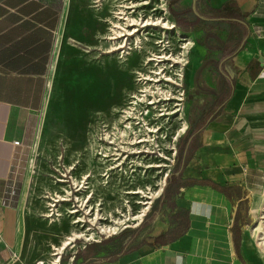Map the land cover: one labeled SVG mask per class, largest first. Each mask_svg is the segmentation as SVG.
Masks as SVG:
<instances>
[{
	"label": "crops",
	"instance_id": "crops-1",
	"mask_svg": "<svg viewBox=\"0 0 264 264\" xmlns=\"http://www.w3.org/2000/svg\"><path fill=\"white\" fill-rule=\"evenodd\" d=\"M72 4L76 11L88 14L84 0H0V264L13 259L24 213L23 192L14 177L17 156L35 136L48 103L51 68L62 45V13ZM181 7L183 20L213 26L217 35L227 39L224 46L212 50L214 60L202 68L204 93L197 100L205 103L185 146L195 145L183 177L231 187L232 199L210 186L181 189L174 212L162 209L152 217L142 247L114 262H99L98 257L77 263L74 256L71 263H258L246 252L244 229L238 257L232 227L237 214L243 215V207L256 196L264 176V0H183ZM89 20L81 21V26L91 27ZM182 33L194 42L192 52L195 41ZM69 36L92 48L87 33ZM207 52L206 47L196 49L193 67L200 66V55ZM183 210L189 212L187 232L156 245L160 236L179 226L173 216Z\"/></svg>",
	"mask_w": 264,
	"mask_h": 264
},
{
	"label": "rangeland",
	"instance_id": "rangeland-1",
	"mask_svg": "<svg viewBox=\"0 0 264 264\" xmlns=\"http://www.w3.org/2000/svg\"><path fill=\"white\" fill-rule=\"evenodd\" d=\"M94 1L84 0L88 3V14L76 11V5L74 4L71 7L67 6L62 13V45L51 68L52 85L49 90L48 103L41 113L35 136L22 147L16 160L15 184L23 192L24 213L20 224L18 244L14 248L13 259L7 264H36L38 261L44 262V264H52L50 253L53 246L60 242L57 237L58 234L63 237L64 233H70V230L74 228L78 231H85L86 236L93 232L94 238L97 239L100 236L99 232H102L101 226L110 224L109 222H95L94 219L97 214L99 213L97 218L103 217L109 221L118 216L116 209H120L122 199H124L121 192L122 185L116 186L115 179L110 180L109 185H104L103 179L97 177V174L102 173V170L95 172L99 181L95 182L94 208H97V204H101L99 208L103 210L97 214L95 210L93 211L94 215L90 218L92 220L94 217V221H91L92 224H95L94 227L88 223L86 227L73 224L75 218L67 215L66 208L70 206L66 204L61 207L60 212H62L63 217H61L60 223L56 225L47 224L40 214L48 213L46 208H48L49 200L46 197L58 196L62 192L59 186L54 184L52 172L58 176L60 173L69 175L70 167L78 162L77 170L72 172L74 177L79 179L80 176L90 173L92 166H94L91 165L92 159L96 157L95 152L92 155L94 148L92 145L91 150L90 142H93L94 135L100 134L103 126L102 121H113L117 117V112L127 106L126 110L132 111L128 109L132 96H135L141 87L146 86L143 82L138 81L139 76L156 77L154 71H157L159 67H163L165 74L180 83L181 87L178 88L171 82H166L165 78L161 76L159 77L160 82L156 84L148 82V85L154 88L156 86L163 88L165 91L164 96L156 93L155 98L154 96L144 98L142 94L137 93V97L143 98V104H140L141 101L139 102L137 98L133 99V102L138 103V105L136 107L131 105L130 107L132 109L136 108V112L149 110L150 115L156 114L159 125L162 126L161 133L167 135L164 141L162 139L160 141L165 142V144H169L170 141L171 145H174L177 149L179 158L178 156L176 158L174 173L179 165L181 153L195 130V120L198 112L205 103L202 98L197 100L204 93V86L201 84L204 63L213 61L212 50L224 46L223 43L227 42V39H224L225 37L219 36L217 31H213L216 30L213 26L184 20L183 28L177 27L176 19L180 16L183 8L181 7L183 0H108L103 7H100V3H94ZM118 5L136 6L135 9L128 12V15L133 19H141L145 22L148 19L157 18L166 19L165 21H167L170 17L175 26L190 36L196 43L195 50L188 53V62L192 61L197 48H207L208 52L200 55V66L193 67L192 62L186 64L182 71L183 76L179 77L177 74L180 72V65H176L171 61H166L159 66L154 65L153 62L148 66L144 65L146 58H150L151 55H162L164 46H166L164 53L168 55L176 54L180 50V43L175 35L172 33L169 38L168 33L165 37L162 27L148 26L141 28L133 26L128 30L132 32L137 29L139 33L137 32L134 36H128L124 40L116 42L108 40L107 38H111L113 32H110L111 24H108L107 21L111 19L117 22V19L114 20L112 10L118 12ZM82 6L86 8L85 4ZM86 18L91 19L89 20V26H91L89 28L81 26V21L86 20ZM192 28L193 30H189ZM74 32L82 36L87 33L91 37L89 45L92 48L88 49L85 45L78 44L70 38L69 34ZM141 32H145L147 36H142ZM137 35L138 37L142 36L139 37L141 40L140 45L137 44L139 41ZM145 38L149 40H145ZM161 40L164 41L163 44H156ZM121 45L124 46L123 50L109 54V51ZM138 45L141 46V50L140 48L136 49L139 47ZM129 48L133 50H129ZM129 52L131 54L127 55ZM121 56L129 60L121 64L123 61L120 58ZM167 97L169 100H164ZM178 97L182 98L181 102L175 100ZM147 100L156 105L147 107ZM176 103H180L181 106H175ZM177 109H181L188 124L186 133L180 137H178L179 121L176 120L178 116L173 115ZM162 112L165 113V116L160 115L159 118L158 114H163ZM121 122H123V118H121ZM94 161H96V158ZM96 166L99 167L100 165L96 164ZM263 188L264 176L262 182L258 185L256 196L261 195ZM254 200L255 197H252L250 202L242 209L245 232L256 221L253 213ZM132 214L131 212L129 215ZM146 221L147 225L140 231L133 244L149 235L151 231L149 224L152 221L151 212L146 217ZM92 227L93 230L90 229ZM138 229L120 231L118 235L111 237L119 239L102 246H94L89 252L86 250L97 244H87V247L84 248L85 237L75 239V247L68 248L61 255L62 258L58 264H75L71 263V258L74 256L77 263L85 262L89 258H101L108 252L114 251L118 246L130 242L133 232ZM256 259L257 264L262 263L260 259Z\"/></svg>",
	"mask_w": 264,
	"mask_h": 264
},
{
	"label": "built area",
	"instance_id": "built-area-1",
	"mask_svg": "<svg viewBox=\"0 0 264 264\" xmlns=\"http://www.w3.org/2000/svg\"><path fill=\"white\" fill-rule=\"evenodd\" d=\"M132 99L137 98L132 96ZM140 104H143V101ZM146 104L147 107L155 105L150 101ZM129 105L136 107L138 103L132 100ZM130 106L128 109L132 111L124 110L122 125L110 129L102 123L101 132L94 146L95 158L99 159L100 166L103 168L98 177L103 179L104 185H109V181L113 179L116 180V186L122 185L121 192L124 199L120 209H116L118 216L114 220L97 218L96 215L95 219L93 217L91 220L94 210L96 214L103 210L99 208L101 204H97V208H94L95 182L99 180L97 178L92 180L91 173L80 176L79 179L74 177L72 172L76 170L78 162L70 167L69 175L60 173L58 176L52 172L54 184L58 185L62 192L58 196L46 197L49 200L48 208H46L48 213L42 214V218L49 225L60 223L63 217L60 211L64 204L71 207L66 208V213L69 217L75 218L73 224H79L82 227H86L87 223L94 227L95 224L91 222L94 220L100 223L109 222V225H115L118 220L121 221L118 225L119 230L115 233L104 234L100 231V236L95 239L94 235H91L94 234L92 232L86 239L84 238V248L87 244L99 243L113 235H118L120 231L141 227L156 201L163 196L175 167L177 149L171 145L170 141L169 144L160 141V139L164 141L167 135L161 133L162 126L159 125L156 114L150 115L149 110L136 112L137 109H132ZM164 114H158L159 118L160 115L165 116ZM131 212L133 214L129 215ZM93 227L90 229L93 230ZM40 263L44 262L36 264Z\"/></svg>",
	"mask_w": 264,
	"mask_h": 264
},
{
	"label": "bare ground",
	"instance_id": "bare-ground-1",
	"mask_svg": "<svg viewBox=\"0 0 264 264\" xmlns=\"http://www.w3.org/2000/svg\"><path fill=\"white\" fill-rule=\"evenodd\" d=\"M106 1L108 2V0H95L94 3H100L99 6L103 7V5ZM118 7H119L118 8L119 10H117L118 12H114L112 10V14L114 15V18H117V20H116L117 22H114L110 19V21H111L110 32H113V34L111 35V38H109V39L116 42V41H119L122 39L124 40L128 36H134V34H136L139 30L135 29V30H133V32H131V30H128L130 27L133 28V26L141 27V28H145L148 26L162 27V29L164 30L163 34L165 37L168 33H169V38H170V34L173 33L175 35V38L180 43V50L176 54L172 53V54L168 55L167 53H164L166 50V46H164V48L162 49V52H163L162 55H160V56H158L156 54L151 55L150 58L149 57L146 58V61H144L145 62L144 65L148 66L150 63L153 62L154 65L159 66L160 64H163L166 61H171L176 65H180V72L177 74V76L182 77L183 76L182 75L183 68L186 67V64L189 63L188 62V53L193 49L194 42L190 38L185 36L182 33V31L175 26L174 22H172L170 20V17H169V20H167V21H165L166 19L164 20V19L157 18V19H152V20L148 19L145 22L144 20H141V19L140 20L133 19V18H131V16L128 15V12L132 9H135L136 6L118 5ZM139 8H140V6H139ZM119 22H123V23H119ZM138 35H137V37H138ZM142 36H147V35H145V32H143ZM142 36H139V37H142ZM139 37H138L139 41L137 42V44L140 45L141 40ZM145 40H149V39L145 38ZM163 43H164V41L161 40V41L157 42L156 44H163ZM161 46H163V45H161ZM138 48H140V50H141V46L137 47L136 49H138ZM123 49H124V46H122V45L119 47L117 46V48H114L113 50L109 51L110 52L109 54H111L112 52L123 50ZM129 50H133V49L129 48ZM129 54H131V53L130 52L127 53V55H129ZM120 58H122V56ZM122 59H123V61L121 64H123L124 62H127L129 60L128 58H122ZM154 73H156L155 74L156 77L149 76V75H140L139 76L138 81L143 82V84H145L146 86L141 87L136 92V94L137 93L142 94V97H144V98L146 96H154V98H155L156 93L161 94V95L163 93L165 94V91L163 90V88H160L158 86H156L154 88V87H151L148 85V82H154V84L160 82L161 79H159V77H161V76L163 78H165L166 82H171L172 84H174V86H176L178 88L181 87L180 83H178L177 81H175L172 78H169L167 76V74H165V70L163 69V67H159V69L157 71H154ZM136 94L134 97L138 98L140 101H143V98L140 99V97L139 96L137 97ZM164 94H163V96H164ZM163 96H161V97H163ZM168 96H169V94H168ZM180 96H183V95H180ZM164 100H169V98L167 97ZM175 100L178 102H181L182 98L178 97ZM175 106H181V104L176 103ZM154 108H155V106H154ZM173 115L178 116V118L176 120L179 121L178 137H180L186 133L187 128H188V124L184 118L183 112H181V109L175 110ZM260 194L261 195L255 196L254 205H253V213H254V216L256 218V221L246 231L244 244H245L246 252L250 255V257L254 256V257H256L262 261L261 264H264V188H263V192ZM97 216H99V213L97 214ZM119 224H121V221L118 220L115 225L101 226L102 233H105V234L115 233L116 231L119 230V228H118ZM84 233H85V231H78L74 228L70 230V233H64V236L61 239V241L59 242V244L54 245L53 250L50 253L52 264H58V262H60L61 255L68 248H74L75 247V245H74L75 239L81 238L82 236L87 238V236H89V235L86 236ZM91 235H93V234H91ZM54 251H56V253H54ZM40 264H42V263H40Z\"/></svg>",
	"mask_w": 264,
	"mask_h": 264
},
{
	"label": "trees",
	"instance_id": "trees-1",
	"mask_svg": "<svg viewBox=\"0 0 264 264\" xmlns=\"http://www.w3.org/2000/svg\"><path fill=\"white\" fill-rule=\"evenodd\" d=\"M183 19L179 16L176 19V26L179 28H183ZM194 143L190 146L189 149L184 148L182 153H181V158L179 165L177 166L176 170L174 171L173 175L170 177L168 186L163 194V196L158 200L156 205L153 207L152 210V217L156 216L159 214L162 209H169V211L174 212L175 209L177 208L176 206V201L175 198L180 194L181 189H185L188 187H192L195 185H200V186H210L213 189L219 191L220 193L224 194L229 200L232 199V191L233 188L228 187V186H220L212 181L209 180H196V179H184L183 173L185 170V167L188 162L189 154L194 148ZM173 220L175 222L179 223V226L171 231H169L168 234L160 236L157 241L156 245L161 246L167 244V242H172L176 240L177 238L183 236L188 228H189V212L187 210H183L182 212H178L175 216H173ZM147 225V221L144 223V225L139 228L138 230L133 232V236L130 242H128L126 245H121L118 246L114 252L110 253L108 256L100 258L99 262L103 263H109V262H114L118 258L128 255L140 247L144 245V242H137L133 245V242L135 239L138 237L140 231ZM244 226V218L241 212L237 214L235 217V223L232 227V235H233V241H234V247L235 251L238 255L239 258H241V253H240V246H241V239H242V229ZM119 239V238H112L106 242H103L101 244L93 245L89 247L87 252L91 250L92 247L94 246H102L108 243H111L113 240Z\"/></svg>",
	"mask_w": 264,
	"mask_h": 264
},
{
	"label": "flooded vegetation",
	"instance_id": "flooded-vegetation-1",
	"mask_svg": "<svg viewBox=\"0 0 264 264\" xmlns=\"http://www.w3.org/2000/svg\"><path fill=\"white\" fill-rule=\"evenodd\" d=\"M114 16V15H113ZM114 19H117V18H114ZM107 23L108 24H110V21H107ZM130 104V103H129ZM128 107V106H127ZM126 107V108H127ZM125 108V109H126ZM124 108L123 109H120L118 112H117V117H116V119H114L113 121H102V123H104L106 126H107V128H110V129H114V128H116V127H118V125L120 126V125H122V122H121V118L123 117V113H124V110H125ZM133 119H135V118H133ZM119 122H121V123H119ZM110 129H108L109 131L108 132H110ZM97 134L96 135H94V137H93V144L90 142V145H91V150H92V145H93V148H94V146H96V141H95V138H97ZM111 136V135H110ZM97 140V139H96ZM92 155H94V149H93V153H92ZM95 159V158H94ZM94 159H92V163H91V165H94V166H92V168H91V171H90V173H91V177H92V180L93 179H95V178H97L98 176H100L101 174L100 173H98L97 174V177H96V174H95V172H98L99 170H102L103 168L102 167H98V166H96V164H99V165H101V163L99 162V159L98 158H96V161H94ZM76 170H77V168H76Z\"/></svg>",
	"mask_w": 264,
	"mask_h": 264
}]
</instances>
